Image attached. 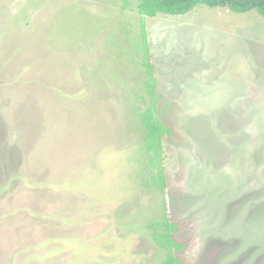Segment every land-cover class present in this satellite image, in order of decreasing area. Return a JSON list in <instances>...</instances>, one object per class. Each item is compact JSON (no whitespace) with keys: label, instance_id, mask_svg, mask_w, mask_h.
Here are the masks:
<instances>
[{"label":"rangeland","instance_id":"rangeland-1","mask_svg":"<svg viewBox=\"0 0 264 264\" xmlns=\"http://www.w3.org/2000/svg\"><path fill=\"white\" fill-rule=\"evenodd\" d=\"M139 2L0 0V264H264V17Z\"/></svg>","mask_w":264,"mask_h":264},{"label":"trees","instance_id":"trees-1","mask_svg":"<svg viewBox=\"0 0 264 264\" xmlns=\"http://www.w3.org/2000/svg\"><path fill=\"white\" fill-rule=\"evenodd\" d=\"M197 5H206L210 8L213 7H228L230 10L237 13H246L255 9L258 14L264 17V0H140L138 4V12L141 17H154L157 14L165 15H180L185 14L192 10ZM141 34L144 43V56L143 64L146 67L149 80L146 82V90L150 96V103L140 113V119L146 129V151L149 153L150 162L156 169V185L164 191V174L163 166L161 164L163 138L171 131L159 118L160 108L157 98L154 94L156 80L153 78L154 66L150 62L148 48L146 46V29L145 23L142 18L141 21ZM167 215L161 221L154 222L152 227L160 229V231L153 232L155 242L161 247L166 248L168 251L167 259L162 264H177L178 258L174 255V248L182 249L183 244L175 239V232L179 229V224L170 221Z\"/></svg>","mask_w":264,"mask_h":264}]
</instances>
